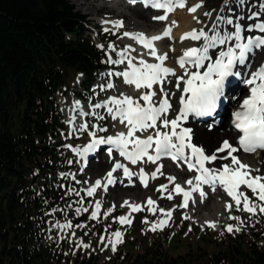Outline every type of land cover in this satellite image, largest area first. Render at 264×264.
Wrapping results in <instances>:
<instances>
[{
  "label": "trees",
  "instance_id": "obj_1",
  "mask_svg": "<svg viewBox=\"0 0 264 264\" xmlns=\"http://www.w3.org/2000/svg\"><path fill=\"white\" fill-rule=\"evenodd\" d=\"M87 23L70 0H0V264H101L79 253L69 263L65 250L43 244L51 214L68 199L66 182L52 179L68 170L60 165L65 121L55 92L67 70L86 88L107 69ZM73 221L81 227L85 219ZM259 230L212 251L171 255L158 243L141 253L121 251L111 264H264Z\"/></svg>",
  "mask_w": 264,
  "mask_h": 264
},
{
  "label": "snow or ice",
  "instance_id": "obj_2",
  "mask_svg": "<svg viewBox=\"0 0 264 264\" xmlns=\"http://www.w3.org/2000/svg\"><path fill=\"white\" fill-rule=\"evenodd\" d=\"M128 2L132 4L142 3L145 8L151 7L156 10H162L163 15L153 17L154 20L158 21H165L168 15L176 8L186 7V0H128ZM246 2L247 0H238V6L242 7ZM231 4L232 0H223L220 13H223L225 9L232 12ZM200 7H202V3H197L188 7L187 10L190 13H195ZM259 8V12L252 11L247 17H231L218 13L212 26L207 30L204 28L192 29L181 36L182 41L190 38L194 41H202V43L199 47H191L184 50L182 56L177 60L179 67L184 70L185 76L176 77L177 89H180L181 82H183V88L180 94L179 112L175 118H167L169 110L172 109L167 97L174 95V93L170 94L161 88L164 98L160 99L159 106H154L153 104V97L156 95L154 91H148L141 95L140 99L144 101V106H141L132 97L122 93V99L113 97L103 105L97 104L95 107H106L113 120L119 118L120 123L125 124L127 132H118L115 136L103 137L98 136L96 132L90 131L88 135L91 140L84 146L83 150L79 148L73 150L84 157L95 152L100 146L108 145L107 152L109 157L115 151L133 165L138 162L155 164L162 156L171 157L173 161L182 160L187 164L188 170L195 171L197 175H195L194 179L186 181L191 186L188 191L183 189L180 184H175L173 191L177 194H183L184 198L180 207L188 206L193 192H198L203 201L206 198V192L202 189V185H208L212 191H216L217 185H219L235 202L237 211L254 215L258 208L261 213H264V204H257L250 200L245 192L240 190L241 186H246L258 201L264 202V176L252 177L250 175L252 171L250 166L241 163L239 158L234 155L239 150H243L245 153H254L257 149L264 150V63L260 64L259 68L251 73L240 70L251 67V59L255 57L257 50L264 51V36L244 35L245 32L254 30L264 33V19H260L262 14H264V3L259 4ZM204 15L210 17L212 13L205 12ZM193 19H196V17L193 16ZM244 19L257 20L258 22L244 25L239 22ZM199 22L197 20V23ZM113 23L116 28L122 27L121 21ZM176 23V21H172L171 25L167 26L161 34L151 37H147L143 33L130 34L125 32L124 36H130L142 44L144 48L149 49L148 54L155 57L159 63H147L141 59L139 66H137L129 59L127 70L116 73V75L123 76L126 84H133L137 89L146 88L150 90L153 85L163 83L167 77L175 76L176 73L173 69L163 66V62L168 59L167 53L158 55L154 42L160 41L165 37L171 38V30L172 27L176 26ZM221 23L232 26L233 30L222 31L220 29ZM218 46H224V49L220 50L218 54H210ZM109 47L111 48L112 46L109 45ZM126 51L127 49H125ZM123 55L122 53L121 56L123 57ZM205 61H208L206 65ZM108 62L119 64L124 61L122 58L115 61L109 59ZM186 65L196 70L190 72ZM185 77L187 78L185 79ZM230 77L243 78V82L250 86V95L243 100L240 109L232 114L235 129L242 133L238 138L239 147L233 146L228 139H225L222 145L217 146L210 154H206L204 147L197 146L193 142L194 133L192 129L182 127L181 122L188 120L190 114L196 118L211 117L217 109L218 102L225 95V83ZM107 87L112 88L113 85L109 83ZM109 103L113 106L109 107ZM100 119H103V117H100ZM157 121H160L159 127L170 130H157L155 136L147 135L145 138H140V136L136 135L137 133H146L149 129H158ZM87 127V125H80L77 130L84 131ZM97 131L105 132L107 130L99 128ZM149 149H152L154 155L149 154ZM185 149L190 150V152L186 153ZM225 152L226 155H220ZM145 157L147 158L146 161L144 160ZM229 158L231 163H225L220 168L205 166L206 163L211 164L217 160H228ZM121 169L130 183L132 176L135 175L139 177L141 184L145 187L148 186L149 175L152 179H155L157 173L163 174L160 171V167H157L150 174L145 173L143 168L138 173H134L120 161H114L111 170L104 178L106 183L102 184L101 180H96L95 185L88 189L87 195L92 196L96 189L101 187L106 191L108 185L116 183L113 173ZM168 180L172 183L175 177L169 176ZM166 187V185L161 186V188ZM171 198V193H169L168 199ZM154 203L155 201L152 199L148 200L149 205ZM124 204L127 205L128 202L125 201ZM100 206L101 202L97 201L96 210L92 212V219L97 217ZM129 207L132 211L142 210L139 205H129ZM225 207L226 209H231L233 205L226 204ZM111 210V208L108 209V212H111ZM149 210L155 211V209ZM160 211L163 212L164 210L161 209ZM108 212H105L104 215H108ZM166 216L171 218V212L166 213ZM228 219L241 221L238 216H229ZM118 220L122 225L127 224L130 226L132 223L127 216H121ZM143 222L147 223L146 220ZM242 223L243 221H241ZM166 224L167 220H162L158 225L153 224L150 230L156 231L158 227L162 229ZM208 226L215 228L216 224L209 222ZM56 227H71V225H56ZM226 230L233 232L239 231L240 228H234L233 225L229 224L226 226ZM122 235L120 231H116L108 238L112 251H116L117 245L123 242ZM100 239L103 241L105 237L101 236ZM83 247L88 248L89 245L83 244Z\"/></svg>",
  "mask_w": 264,
  "mask_h": 264
},
{
  "label": "rangeland",
  "instance_id": "obj_3",
  "mask_svg": "<svg viewBox=\"0 0 264 264\" xmlns=\"http://www.w3.org/2000/svg\"><path fill=\"white\" fill-rule=\"evenodd\" d=\"M70 2L75 6L76 10H79L89 19L88 25L92 26L95 31L88 28L86 29V35L91 39L93 38L98 47L104 51L108 68L101 70L92 85L86 88H82L79 85L82 81L80 74L67 70L64 83L56 93L57 103L66 123L65 130L61 133L60 137L63 144L58 148V153L63 159V162L60 163L61 167L68 170L66 174L57 173L52 176V179H60L66 182L65 189L68 199L51 214L53 220H51L47 229L48 237L43 241V244L47 246L53 245V249L56 251L65 250L68 254L69 263H73L75 256L79 253L78 259L84 255L88 257L92 254L99 263L111 264L114 257L120 256L119 252L121 251L123 254L125 251L126 253L132 254L141 253L148 247L157 246V243L168 254L177 255L198 248L212 251L215 247H223L224 241L229 237L241 240L243 234L248 232L260 233L259 229H264V213H261L258 208L254 215L247 212L241 213L236 210L238 214H242L243 218H250L249 224H239L235 219H228L229 216L235 217L231 211H228L227 219L222 220L220 226L212 228L201 225L196 221V216L201 215L200 208L197 206H195L196 214L193 217L186 216L181 211V197H175L173 200L163 198L159 204L155 205H149L148 202L142 203L140 205L142 210L134 211L132 217H129L132 221L129 226L127 224L122 225L118 220L125 213L124 209L111 203L114 197L113 191L107 192L99 200V188L96 189V192L92 196L87 195V191L90 188L88 179L86 178L87 173L93 170L92 165L97 161L91 158L87 162H84L88 166L87 168L81 167L78 153L73 149L77 146H86L90 142L91 137L88 135L90 131L96 132L98 136L107 137L114 136L117 131L121 130L119 129L120 124L118 121L113 120L109 113L107 114L103 110L94 108L97 103L105 102L113 97L122 99L121 94L123 93L125 95V91L129 90L128 84L124 82L123 76L116 75V73H120L123 69L127 70V64L109 63L108 61L109 59L113 61L118 60L119 54H125L128 51L129 41L123 35L126 31L130 30L126 23L131 19L133 13L142 12L147 17L153 18L154 16H158L157 14L159 12L154 11L150 14L149 10L141 8L139 4L129 2L128 10L121 13H118L115 9L107 8L108 4L101 2V0H83L82 4H76L73 0H70ZM194 3H202V7L197 9L199 12L197 20L200 22L197 23L196 20L193 28H204L207 30L212 25L211 21L213 18L215 19V16L220 12L223 0H188V2L186 0V7L181 9V11H186ZM87 7H89L88 10H86ZM92 9L96 10V16L91 14ZM205 12H211L212 15L210 17L205 16ZM113 20L121 21L123 27L117 30H114L112 27H105L104 22ZM100 23H104V25ZM164 25L162 23V26ZM109 29L112 32L109 33ZM109 45L112 47L110 48ZM187 47L191 48L192 46ZM187 47L185 50L188 49ZM125 49H127L126 52ZM167 52L172 53V50L168 49ZM158 53L164 54L162 50H158ZM139 62L140 60H135L134 63L139 65ZM153 63H159V61L154 59ZM109 83L113 85L112 88L107 87ZM104 88H108V90L105 92L101 91ZM152 89L141 88L138 94L132 98L143 106L144 101L140 99L141 95L152 91ZM100 92H103V98L100 97ZM97 97L98 99H96ZM90 99L94 100V102H89ZM83 105H86L85 107H88V109L85 110ZM65 108H69L71 112H77L78 109L85 111L86 114L81 115L76 113L75 115L77 128L71 129L68 125L69 113L67 114ZM100 117H103V119H100ZM222 118L224 121L228 119L225 111L222 114ZM80 125H87L88 127L84 131H78L77 129H79ZM99 128H104L107 131L98 132L97 129ZM151 130L155 131L156 129ZM99 152L100 154L105 152L103 145L100 146ZM248 157L245 158L252 161L250 168L258 170L260 165L258 159L260 155H251ZM168 166L171 165L168 164ZM258 175L261 176L260 172L256 171L254 177ZM166 177L154 179L152 184L153 192L156 191L157 185L166 180ZM247 190L252 201L257 204H264V202L258 201L253 196L250 189ZM156 193L158 192L156 191ZM97 201L101 202V206L97 217L92 219V212L96 210L95 205ZM173 207H178V209L172 214L171 218H167L166 213L160 211L161 209H171ZM110 208L112 210L108 212ZM149 209H155V211H150ZM105 212H108V215H104ZM74 218L85 219V221L81 224V227H77L78 224L73 221ZM145 220L147 223L143 222ZM162 220H167L166 226L162 229L158 227L156 231L150 230L153 224L158 225ZM68 224L71 227H56V225ZM229 224L233 225L234 228L239 227L240 230L228 232L226 226ZM184 227L187 228L185 229ZM88 229L90 230L88 231ZM116 231H120L123 234V242L117 245L116 251H112L108 238ZM101 236L105 237L103 241L100 239ZM83 244H88L89 247L84 248Z\"/></svg>",
  "mask_w": 264,
  "mask_h": 264
},
{
  "label": "bare ground",
  "instance_id": "obj_4",
  "mask_svg": "<svg viewBox=\"0 0 264 264\" xmlns=\"http://www.w3.org/2000/svg\"><path fill=\"white\" fill-rule=\"evenodd\" d=\"M76 4H82L83 0H73ZM101 2L108 4L107 8L109 9H115L118 13L126 12L128 10V0H101ZM188 2V0H187ZM264 3V0H247V2L242 6H238V0H232V4L230 5L233 8L232 12H229L227 9L222 15L225 16H245L251 14L252 11H260L259 4ZM196 3L192 4L191 6L195 5ZM79 6V5H78ZM89 7H87L86 10H88ZM149 10V13L154 12L150 8H146ZM183 8H176L172 13L168 15V18L165 21H158L154 20L153 18L147 17L142 12H136L132 14L131 19L126 23L127 26H129V31H126L130 34L135 33H143L147 37H151L154 35L161 34L164 29L167 26L171 25L172 21H176V26L172 27L171 30V38L165 37L164 39L160 41H155L154 46L156 47V50H162L163 53H167L168 59H166L163 62L164 67H169L170 69H173L176 73L175 76H169L166 78V80L159 86L153 85L152 91L156 92V95L153 97V103L158 104L160 99L164 98L163 93L161 92V88L164 89L165 92L168 93H174V95H170L167 97L169 100H171L172 109L169 110L167 114L168 119H173L176 116V113L178 111L179 107V99L180 94L183 88V82H181L180 89H177L176 87V77L177 76H185L184 70L181 69L179 66H176L174 64V61L177 57L181 56L183 54V51L187 46L192 47H199L202 43V41H194L190 38H186L183 41L181 40V36L184 33L190 32L192 29H194V25L196 23L197 17H198V11L195 13H190L188 10L181 11ZM91 14L96 16V10L92 9ZM160 12L159 14H161ZM157 14V15H159ZM193 16L196 17V19H193ZM214 16V15H213ZM216 17V16H215ZM260 19H264V14L260 17ZM215 19L213 18L212 22ZM103 21V20H102ZM115 21L119 20H113V21H107L105 23V27H112L114 30H117L118 28L114 27ZM243 23L244 25L253 24L255 22H258L257 20H248L244 19L243 21H239ZM102 23V24H104ZM107 23V24H106ZM162 23L165 25L162 26ZM133 25V26H132ZM212 26V25H211ZM210 26V27H211ZM123 27V26H122ZM220 29L222 31H232V26L225 25L223 23L220 24ZM245 36H264V33H260L258 31H252V32H245ZM124 36V35H123ZM129 41V47L128 51L124 54L126 55V61L123 62V65L127 64L128 60L131 59L134 63L135 60H141L143 59L147 63H153L155 57L149 55V49H146L143 47L142 44L138 43L136 40L132 39L130 36H124ZM175 43V44H174ZM231 44V42H229ZM174 44V45H173ZM188 48V47H187ZM168 49L172 50V53H168ZM224 46H218L217 49H215L210 54L215 55L218 54L220 50H223ZM161 52V51H160ZM160 54V53H158ZM121 56V54L118 55V58ZM264 51L257 50L255 57L251 59V67L250 68H244L240 69L242 72H254L258 69L262 61H264ZM208 63V61H205V65ZM136 64V63H134ZM122 65V66H123ZM189 71H195V68H192L188 65ZM126 69H123L121 72H124ZM203 71V69H201ZM187 77H185L186 79ZM124 79V78H123ZM243 82V78H236V77H230L228 81L225 83V95L221 98V100L218 102L216 111L214 112L213 116L214 119L210 120V117H207V120H204L202 122H198L195 120L192 122L193 116H189V119L186 121L181 122V126L189 127L192 129L194 136H193V142L197 144V146H201L205 148V153L210 154L212 151L215 150L217 146L222 145L223 140L228 139L231 144L234 145L236 143L238 134L235 130L232 119L230 118V114L235 111L240 105L243 103V100L247 98L250 95L249 88L250 86L246 85ZM128 91H125L126 96L135 97L138 92L140 91L135 87L133 84H128ZM124 89V88H123ZM123 91V90H122ZM233 98V99H232ZM222 101H225V104L222 105ZM110 104V103H109ZM111 105V104H110ZM85 106V105H83ZM66 109V108H65ZM69 109V108H68ZM66 109L65 111L69 115L68 117V125L71 127V129L77 128V122H76V113L83 114L85 112L84 110H77V112H71V110ZM85 108V110H87ZM98 109V108H97ZM226 112L228 115L227 121L223 120L222 114L223 112ZM72 115H71V114ZM75 120V121H74ZM118 121L119 125V131L116 132H127V128L125 124H121L119 121V118L116 119ZM229 121V122H228ZM158 129L155 131L149 129L146 133H137V136H140V138H145L147 135H155V132L157 130L160 131H169L170 129H164L159 127L160 121H158ZM206 124V125H204ZM203 125V126H202ZM115 134V135H116ZM114 135V136H115ZM131 146V145H130ZM100 148V147H99ZM99 148L92 153V157L94 158L95 162L92 165V171L87 173V179L89 187H92L95 185L96 180H101V183H106V180L104 179L107 175V173L111 170L114 161H119L118 157L115 152H113V155L109 157V155L104 152L103 154H100ZM105 149V147H104ZM227 151V150H226ZM260 155L259 161V169H252L250 172V175L254 177V173L260 172L261 176L264 175V153L255 151L253 154L245 155L241 153L240 151H237L234 153L236 155L240 162L248 165L251 167L252 161L245 158L251 155L257 156ZM220 155H226V152ZM79 157V164L81 167L87 168L88 166L83 163V160L81 156L78 154ZM249 158V157H248ZM231 163L230 158L228 160H217L211 164H208V167L210 168H220L223 164ZM257 163V162H256ZM170 164L171 166H168ZM131 167L135 170L137 169H147L149 168L150 171L148 174L154 172L155 165L145 163V162H138L136 165H131ZM243 171V170H242ZM161 173H157V177L155 179H160L164 176L166 177V180H164L162 183L157 185L156 191L159 193H156V191H152V184L154 182V179L151 178L149 175L147 184L148 186L145 187L143 184H141L138 181V176H132L131 183L129 182L128 178L125 179L122 175L121 170H117V172L113 173V177L116 179V183L108 185L107 190L105 191L104 188H99V194H98V200L104 196L107 192L113 191L114 197L111 200V203L114 205H117L124 209V216L132 217L133 212L129 205H141L144 202H148L149 199H152L155 201L154 204H159L161 199L168 198L169 193H171L172 198L170 200H173L175 197H181V200L183 202V194H177L176 192H170L173 191L175 188V184H180L183 189L186 191L190 190L191 186L186 183L187 180L194 179L195 177V171H189L186 167L176 164L175 162L168 160L167 163L164 164V166L161 169ZM173 176L175 177V180L173 183L169 184L168 177ZM162 185H166V188H161ZM172 187H174L172 189ZM202 189L206 192V198L202 201L198 192L192 193V199L189 200L187 207H181V211L183 215L191 216L193 217L196 214V208H200L201 215H197L196 221L200 223L201 225L208 226L209 222L215 223L216 227L220 226V223L222 220L227 219V212L231 211L235 217H240L241 221H243L242 224H249L250 218H243L242 214H238L236 212L235 208V202L229 197L226 192L223 190V188L219 187L217 185V190L212 191V189L208 185L201 186ZM246 186H241L242 191L245 192V194L251 199V197L248 195V188ZM172 189V190H171ZM158 194V195H157ZM127 201L128 204L125 205L124 202ZM226 204H232L233 207L231 209H226ZM124 205V206H121ZM242 207V205H241ZM178 207H173L171 209H164L165 213L171 212L174 214ZM236 212V213H235ZM241 212V211H240ZM242 213V212H241ZM251 216V215H250ZM168 218V217H167ZM241 221H238L239 224H241ZM124 225V224H123Z\"/></svg>",
  "mask_w": 264,
  "mask_h": 264
}]
</instances>
